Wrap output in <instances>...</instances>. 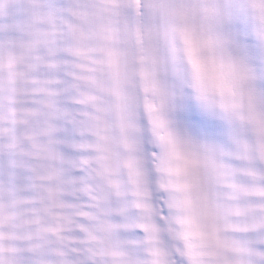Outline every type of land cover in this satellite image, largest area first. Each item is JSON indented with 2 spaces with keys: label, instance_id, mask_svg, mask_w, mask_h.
I'll use <instances>...</instances> for the list:
<instances>
[{
  "label": "snow or ice",
  "instance_id": "snow-or-ice-1",
  "mask_svg": "<svg viewBox=\"0 0 264 264\" xmlns=\"http://www.w3.org/2000/svg\"><path fill=\"white\" fill-rule=\"evenodd\" d=\"M0 264H264V0H0Z\"/></svg>",
  "mask_w": 264,
  "mask_h": 264
}]
</instances>
